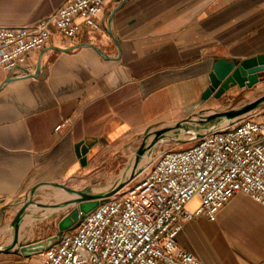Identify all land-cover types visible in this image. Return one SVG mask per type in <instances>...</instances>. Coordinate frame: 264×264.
<instances>
[{
    "label": "crops",
    "instance_id": "1",
    "mask_svg": "<svg viewBox=\"0 0 264 264\" xmlns=\"http://www.w3.org/2000/svg\"><path fill=\"white\" fill-rule=\"evenodd\" d=\"M65 1L0 0V26L36 24ZM122 1L105 7L107 24ZM110 28H86L74 41L54 31L18 67L23 75L0 69V224L31 191L76 180L146 128L245 104L264 82L263 71L252 89L202 99L217 60L264 54V0H126ZM81 141L97 142L86 167ZM178 242L205 264H264V205L237 194L216 220H186ZM18 255L0 253V264H18Z\"/></svg>",
    "mask_w": 264,
    "mask_h": 264
},
{
    "label": "built area",
    "instance_id": "2",
    "mask_svg": "<svg viewBox=\"0 0 264 264\" xmlns=\"http://www.w3.org/2000/svg\"><path fill=\"white\" fill-rule=\"evenodd\" d=\"M118 1L66 0L36 24L0 26V69L23 75L18 67L54 31L71 41L86 28L106 32L104 9ZM204 133L184 149L153 151L139 176L28 264H205L180 246L178 234L194 217L216 220L237 194L264 205V109ZM195 196L200 205L192 211L187 204Z\"/></svg>",
    "mask_w": 264,
    "mask_h": 264
},
{
    "label": "rangeland",
    "instance_id": "3",
    "mask_svg": "<svg viewBox=\"0 0 264 264\" xmlns=\"http://www.w3.org/2000/svg\"><path fill=\"white\" fill-rule=\"evenodd\" d=\"M260 87V91L256 94L245 98V101H247L245 104L264 96V82ZM242 105L234 102L232 105L226 107L223 103H220L219 107H202L195 111L194 114L183 119L152 125L138 136H134L128 140L125 146L110 149V154L99 156L90 171L82 174V176L77 177L76 180L67 183L65 186L75 190H88L92 193L111 191L115 189L113 188L115 185L124 187L128 182L141 174L142 168L147 162L139 164V160L145 153H149L151 158L153 151H167L189 147L194 143L192 140L194 134L204 133L214 127L220 128L227 122V118L222 115L217 116L218 113ZM257 109L258 111H262L264 104ZM141 146L145 147L144 153L138 155ZM74 197L76 195L70 193L60 185L40 187L31 191L26 201L15 205L13 212L7 215L5 219H2V224H0V246L13 243L15 232L12 221L26 202L28 203L26 213L18 227V244H29L56 234L60 220L73 208V205L62 206L61 203ZM199 205L200 198L195 196L188 202L187 209L193 211ZM30 224L32 225L31 235L20 236L22 228ZM14 253L11 252V254ZM24 258L26 257L18 255L16 263L27 264L28 261H24Z\"/></svg>",
    "mask_w": 264,
    "mask_h": 264
},
{
    "label": "water",
    "instance_id": "4",
    "mask_svg": "<svg viewBox=\"0 0 264 264\" xmlns=\"http://www.w3.org/2000/svg\"><path fill=\"white\" fill-rule=\"evenodd\" d=\"M126 0H123L116 8L112 10L108 17L107 30L110 29V23L112 22L114 14L124 5ZM110 35L114 38L112 32ZM264 71V54L247 58L241 61L229 60L221 58L217 60L212 68L209 75L210 85L203 92L202 99L208 100L211 97L216 99L221 98L226 92L232 88L239 86L241 88H253L261 82L260 73ZM12 78H9V80ZM264 104V96L244 104L240 107L233 108L222 113H218L217 116H225L227 120L234 121L242 115L249 113ZM207 133L195 134L196 137H203ZM96 141L86 142L81 141L76 144V154L83 167L88 164V153L91 148L96 144ZM144 146L138 151V155L144 153ZM70 193L76 195V197L66 200L61 203L62 206L73 205L72 210L64 215L58 224V230L56 234L40 241L32 242L29 244H18V227L27 209V202L17 212L16 216L12 221L14 227V241L12 244L0 246V252L4 253H21L26 258H31L34 255L42 253L45 250L50 249L63 235L65 231L72 230L78 223L79 219L84 217L86 214L97 208L103 201L108 199L110 196L117 193L123 186L117 187L108 192L92 193L88 190H75L65 185H60ZM4 201L0 199V205Z\"/></svg>",
    "mask_w": 264,
    "mask_h": 264
},
{
    "label": "bare ground",
    "instance_id": "5",
    "mask_svg": "<svg viewBox=\"0 0 264 264\" xmlns=\"http://www.w3.org/2000/svg\"><path fill=\"white\" fill-rule=\"evenodd\" d=\"M231 120H227V122L225 124H223L220 129H225L227 128L230 124H231ZM151 147V146H150ZM150 159V155L149 153H145L143 156L140 157V160H139V164H144L146 162H148V160ZM136 165V164H135ZM137 166V165H136ZM141 167V166H140ZM118 185L116 186H113V188H117ZM60 195V194H59ZM64 195V194H63ZM33 222V221H32ZM32 233V225H26L22 228L21 232H20V236H23V235H31ZM13 240V239H11Z\"/></svg>",
    "mask_w": 264,
    "mask_h": 264
}]
</instances>
